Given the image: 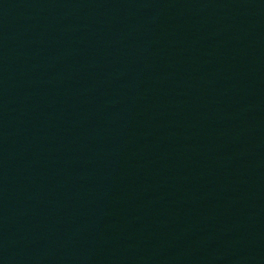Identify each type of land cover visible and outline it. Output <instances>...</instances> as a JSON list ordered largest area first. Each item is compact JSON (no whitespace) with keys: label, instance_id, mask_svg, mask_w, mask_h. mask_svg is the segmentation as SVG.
Wrapping results in <instances>:
<instances>
[{"label":"water","instance_id":"1","mask_svg":"<svg viewBox=\"0 0 264 264\" xmlns=\"http://www.w3.org/2000/svg\"><path fill=\"white\" fill-rule=\"evenodd\" d=\"M259 1L0 0V258Z\"/></svg>","mask_w":264,"mask_h":264}]
</instances>
